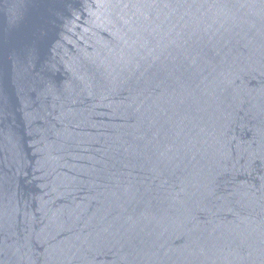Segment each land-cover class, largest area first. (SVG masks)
I'll return each instance as SVG.
<instances>
[{
  "label": "water",
  "instance_id": "95a60500",
  "mask_svg": "<svg viewBox=\"0 0 264 264\" xmlns=\"http://www.w3.org/2000/svg\"><path fill=\"white\" fill-rule=\"evenodd\" d=\"M0 264H264V0H0Z\"/></svg>",
  "mask_w": 264,
  "mask_h": 264
}]
</instances>
